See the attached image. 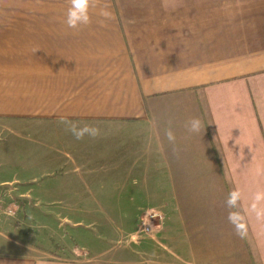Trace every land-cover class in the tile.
Wrapping results in <instances>:
<instances>
[{"label":"crops","instance_id":"crops-1","mask_svg":"<svg viewBox=\"0 0 264 264\" xmlns=\"http://www.w3.org/2000/svg\"><path fill=\"white\" fill-rule=\"evenodd\" d=\"M94 3L91 23L71 29L70 0H0V131L26 138L16 168L46 177L27 180L26 196L48 201L32 215L146 211L156 254L86 258L61 236L13 243L0 210V264H264V217L251 210L264 190V0ZM72 125L99 134L77 139Z\"/></svg>","mask_w":264,"mask_h":264},{"label":"rangeland","instance_id":"rangeland-1","mask_svg":"<svg viewBox=\"0 0 264 264\" xmlns=\"http://www.w3.org/2000/svg\"><path fill=\"white\" fill-rule=\"evenodd\" d=\"M27 144L25 137L0 131V158L3 162L0 176L18 180L11 187H0L3 240L33 247L48 237L61 236L63 240L81 248L86 258L118 253L143 257L156 254L157 216L151 217L146 211L138 215H32L31 209L42 208L48 201L26 196V183L30 177L34 176L39 183L46 178L41 171L32 173L30 169L16 168L17 161L25 160V153L18 149ZM87 203L83 201L81 206ZM90 203L95 204L96 201ZM102 203L106 204V201ZM69 204H74V201L55 200L54 207L66 209ZM146 227L150 228L149 232L144 231ZM148 241L153 242L152 248L145 246L144 243Z\"/></svg>","mask_w":264,"mask_h":264},{"label":"clouds","instance_id":"clouds-1","mask_svg":"<svg viewBox=\"0 0 264 264\" xmlns=\"http://www.w3.org/2000/svg\"><path fill=\"white\" fill-rule=\"evenodd\" d=\"M95 7L94 0H70V6L67 10L66 15V25L71 29H78L81 26H87L91 23V17L89 15L90 8ZM99 15L105 19H112L113 14L108 10V6L105 5L101 8ZM62 123H67V121H63ZM185 129L189 134L198 133L201 130L202 122L199 118H192L185 122ZM72 131L73 135L77 139H83L85 134L95 137L99 134V129L85 125L83 128L78 129L77 126L72 125L69 128ZM165 136L169 143L173 145L174 153H179V148L176 146V135L172 128L169 126L165 129ZM241 192L239 189H234L229 192L228 199L226 201V205L230 209H235L237 207L238 201L241 199ZM264 202V190H258L253 196V203L251 205V210L256 213L257 217H264V208L258 207V205ZM11 207H16V205H12ZM238 215L237 212L230 211L229 212V222L233 221V217ZM237 234L242 235L237 228Z\"/></svg>","mask_w":264,"mask_h":264},{"label":"built area","instance_id":"built-area-1","mask_svg":"<svg viewBox=\"0 0 264 264\" xmlns=\"http://www.w3.org/2000/svg\"><path fill=\"white\" fill-rule=\"evenodd\" d=\"M151 217H154V216H151ZM144 231L145 232H149L150 231V228L149 227H146Z\"/></svg>","mask_w":264,"mask_h":264}]
</instances>
